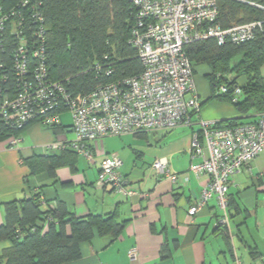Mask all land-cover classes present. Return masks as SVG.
Returning <instances> with one entry per match:
<instances>
[{
  "label": "built area",
  "instance_id": "built-area-1",
  "mask_svg": "<svg viewBox=\"0 0 264 264\" xmlns=\"http://www.w3.org/2000/svg\"><path fill=\"white\" fill-rule=\"evenodd\" d=\"M129 1L133 9L129 41L137 49L142 70L76 94L49 78L46 30L37 10L40 2L17 0L9 7L0 3V49L5 48V34L13 40L8 63L0 58V121L10 129L33 120L50 127L58 124L60 112L67 111L75 137L44 145L45 154L72 150L91 162L94 155L88 141L134 131L170 130L191 123V114L199 113L201 103L194 90L193 63L184 49L188 43L206 38H214L218 45L244 43L264 25L263 20H254L222 27L218 0ZM235 1L264 9L258 0ZM226 91L221 83L217 93ZM240 92L241 88L235 86L231 100L236 101ZM199 127L190 149L202 161L190 168L205 173L207 180L188 214L196 215L214 198L221 210L216 226L224 228L229 220L231 177L264 149V111L255 120L233 126H218V122L200 118ZM19 140L20 135L12 134L4 141L17 145ZM121 164L116 153L104 157L95 184L133 194L119 171ZM150 167L176 185L187 180L171 169L165 157H156ZM258 176L264 178V169ZM129 255L135 259L136 249H130Z\"/></svg>",
  "mask_w": 264,
  "mask_h": 264
},
{
  "label": "crops",
  "instance_id": "crops-1",
  "mask_svg": "<svg viewBox=\"0 0 264 264\" xmlns=\"http://www.w3.org/2000/svg\"><path fill=\"white\" fill-rule=\"evenodd\" d=\"M209 72L206 64L195 65L194 90L201 106L198 114H191L190 124L88 141L91 162L75 151L58 150L51 153L53 173L40 168L44 145L74 138L67 111L60 112L54 128L37 121L28 124L17 145L0 140V224L5 202L39 194L44 210L61 204L76 217L114 215L122 224L115 236L94 231L80 243V257L62 264H264V178L258 176L264 169V149L231 177L227 226H216L221 210L214 198L196 215L188 214L207 180L205 173L190 168L202 161L190 149L194 133L200 132L199 119L249 121L260 113H239L229 101L211 97ZM112 153L122 160L119 171L131 195L95 184L99 162ZM156 157H165L187 180L176 185L157 174L150 167ZM10 246L9 240L0 239V255ZM132 248L135 259L129 255Z\"/></svg>",
  "mask_w": 264,
  "mask_h": 264
},
{
  "label": "trees",
  "instance_id": "trees-1",
  "mask_svg": "<svg viewBox=\"0 0 264 264\" xmlns=\"http://www.w3.org/2000/svg\"><path fill=\"white\" fill-rule=\"evenodd\" d=\"M17 0H0L9 7ZM37 10L45 26L46 62L49 78L62 82L71 94L88 92L97 85L136 75L142 70L137 49L129 41L132 5L129 0H38ZM264 5V0H258ZM37 2V1H36ZM222 27L264 21V9L235 0H218ZM0 58L8 63L13 40L5 34ZM195 65L209 67L211 97L227 100L239 113L264 111V25L247 42L218 45L214 38L193 40L185 47ZM243 56L241 65L231 62ZM110 70L109 74L106 72ZM235 73L232 79L228 72ZM227 87L216 93L219 85ZM235 86L241 88L232 101ZM248 120L227 119L218 126H233ZM250 121V120H249ZM35 122L34 120L28 124ZM10 129L0 121V140L20 135L24 128ZM57 124L50 126L55 127ZM54 154L38 158L40 168L54 171ZM230 206V202H229ZM0 239L11 246L0 255V264H62L80 257V243L99 235L115 236L122 228L114 215L88 214L76 217L57 204L44 210L39 194L5 202Z\"/></svg>",
  "mask_w": 264,
  "mask_h": 264
},
{
  "label": "rangeland",
  "instance_id": "rangeland-1",
  "mask_svg": "<svg viewBox=\"0 0 264 264\" xmlns=\"http://www.w3.org/2000/svg\"><path fill=\"white\" fill-rule=\"evenodd\" d=\"M243 56H238V57H236L232 62H231V65L232 66H237V65H241L242 64V62H243ZM234 75H235V73L233 72V71H231V72H228L227 74H226V78H228V79H232L233 77H234ZM217 93V90H215V94ZM214 98V97H213ZM74 137H75V134H74Z\"/></svg>",
  "mask_w": 264,
  "mask_h": 264
}]
</instances>
